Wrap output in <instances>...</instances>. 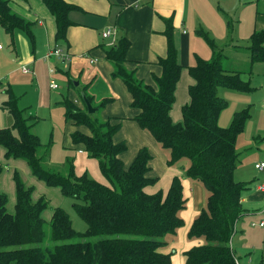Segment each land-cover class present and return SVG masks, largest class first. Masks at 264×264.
Masks as SVG:
<instances>
[{
  "label": "trees",
  "instance_id": "16d2710c",
  "mask_svg": "<svg viewBox=\"0 0 264 264\" xmlns=\"http://www.w3.org/2000/svg\"><path fill=\"white\" fill-rule=\"evenodd\" d=\"M41 2L54 19L55 44L65 42L71 25L68 14L75 7L63 0ZM164 22L167 53L157 59L161 74L152 77L153 85L144 83L126 67L129 42L125 37L106 50L105 58L112 66V77L120 79L131 94V107L138 111L133 120L170 152L167 166L186 160L185 176L199 182L207 193L206 209L193 220L187 234L190 239L203 238L205 243L183 252L184 264H237L230 243L237 220L248 212L241 199L249 183L234 179L238 161L236 138L248 114L236 113L228 127L219 126V114L226 102L219 97L218 89L247 92L250 87L241 80V73L223 66L225 48L199 32L211 57L196 58L195 64L187 67L194 84L188 88L189 103L181 110L182 122L174 124L169 112L182 66L177 62L172 22ZM32 25L10 7L8 0H0V27L10 35L11 42L15 31L20 30L34 48ZM232 29L228 20L230 36ZM250 40L245 48L233 42L230 47L248 51L252 61L264 62V30L252 33ZM4 94L1 107L12 119L10 127L0 129V148L5 158L25 161L35 177L71 198L73 210L87 228L83 233L76 232L61 208L53 209L50 221H44L41 213L48 204L42 198L33 203L31 188H26L15 175L13 214L7 212L6 197L0 193V264H172L170 254L162 252V248L165 236L183 226L178 215L187 203L182 180L174 177L165 194L146 192L157 182V178L147 176L152 157L147 148H141L131 165L124 168L119 156L126 151V145L113 142L120 124L112 123L116 119L102 120L99 114L108 101L94 105L85 94L96 109L93 114H88L82 97V108L63 101L64 122L88 130L87 134L73 131L71 145L82 148L98 162L107 181L102 184L86 174L75 176L68 159L65 174L46 168L49 145L45 148L31 133L30 120L19 109L11 89L7 88ZM47 237L49 244H45Z\"/></svg>",
  "mask_w": 264,
  "mask_h": 264
},
{
  "label": "crops",
  "instance_id": "0c3cea01",
  "mask_svg": "<svg viewBox=\"0 0 264 264\" xmlns=\"http://www.w3.org/2000/svg\"><path fill=\"white\" fill-rule=\"evenodd\" d=\"M8 1L13 10L33 24L32 33L35 39L33 56L30 54L28 38L23 32L22 35L15 31L12 42L14 47V41H17L27 59L28 65L23 64L30 70L27 75L35 80L34 78L48 71L49 68H55L53 77L56 78L59 75L62 85L55 81L58 84L57 89H51L49 84L48 87L52 91L62 90V104L64 100H68L81 108V94L90 96L94 105L108 101L99 114L102 120L116 119L112 123L120 124V130L113 136V142L125 143L126 151L121 155L128 153L132 146L134 147L135 154L132 158L130 157L126 166L121 155L119 156L124 168L131 165L141 148H147L153 160V152H158V147L152 136L140 129L133 120L138 111L131 107L132 97L126 86L120 79L112 77V66L105 58L106 50L111 46L112 40L115 43L122 36L128 40L126 67L133 70L138 79L153 85L152 77L161 74L157 59L164 58L167 53L166 38L163 35L166 27L164 19L171 20L177 62L182 66V70L175 87L174 102L169 115L172 122L178 124L182 122V107L189 103L188 88L194 84L187 67L193 66L196 58L210 59L208 55L211 51L207 45L205 46V41L199 32L205 31L207 35H213L214 38H225L228 20L232 15L236 16L235 14L238 18L245 14L250 21L253 19V32L264 30V0H224L226 5L221 8L217 6L216 9V0H63L75 8L68 14L71 25L67 28L65 42L59 44L63 53L67 55L64 61L60 62L53 57L45 58L58 46L55 45L54 39V19L41 0ZM108 29L113 32V36L103 38L102 33ZM4 34L9 36L6 32ZM48 62L51 64L49 68ZM0 79L4 78L0 76ZM75 82L78 83L77 86L74 85ZM70 84L74 87L71 88ZM62 107L64 108V105ZM31 116L37 119L36 116ZM66 124L71 125L72 132L79 130L84 134L88 133L85 127ZM80 150L79 148L77 152L81 153ZM151 162L147 176L157 178V182H160L162 179L160 176L153 177ZM256 162H258L257 159ZM176 164L179 170L175 169L174 165L173 171L172 168H168L165 171L167 177L163 184L160 186L159 183H155L154 186L148 187L146 192L154 194L162 191L165 194L172 179L182 176L181 170L185 175L187 162H183V165H179L178 162ZM235 172L237 173L238 169ZM262 173L264 172L256 171V174L254 173L251 175L252 178L248 179L247 177L234 178L237 181L244 180L249 183V189L241 199L242 206L248 212L237 220L233 235L237 233V224L239 225L243 218L254 214H258L261 218L258 222H252L251 226L264 229V226H259L264 218V191L258 189L260 184H264ZM230 246L235 258L236 251L239 255H243V258L240 256L236 258L237 264H253L246 253H241L240 249L235 250L231 243ZM261 264H264L263 257Z\"/></svg>",
  "mask_w": 264,
  "mask_h": 264
},
{
  "label": "rangeland",
  "instance_id": "374dc122",
  "mask_svg": "<svg viewBox=\"0 0 264 264\" xmlns=\"http://www.w3.org/2000/svg\"><path fill=\"white\" fill-rule=\"evenodd\" d=\"M224 5H226L224 0H216L215 9L217 6L221 8ZM235 15L234 17L232 15L229 19L233 28L231 36L229 30H227L225 38H214L213 35H207L205 31L204 33L220 47L225 48L224 55L226 59L223 61V66L241 73V80L247 82L250 87L247 92L224 88L218 89L219 97L226 102V107L219 114V126L228 127L236 113L246 112L248 114L244 128L236 138V153L238 154L236 169H238V172L234 173L235 179H245L246 177L248 179L252 178L251 175L254 173L256 174L253 166L256 159L257 161L264 160V62L252 61L248 51H237L230 47V42L244 48L249 46L251 44L250 36L254 33L253 19L250 21L245 14L239 18L237 14ZM17 32L22 34L20 30H16ZM4 33V30L0 27V76L4 78L0 79V129L10 127L12 124L11 117L1 107V102L6 98L4 91L10 88L17 99L19 109L23 111L24 117L30 120L31 133L40 139L45 148L49 145L48 155L44 162L46 168L65 174L68 169L69 163L66 162V159H68L71 162L75 176L86 174L89 178L106 184L107 181L99 170L98 162L82 151V148H80L81 153H78V149L71 145L72 127L63 120V92L61 89L52 91L48 87L49 79H54L62 85L59 75L56 78L49 77L48 71H46L33 80L31 76L22 74L19 68L23 64L28 65L26 64L27 59L24 57L17 41H14L13 47L11 38H9L10 35L5 36ZM201 38L205 41L203 37ZM27 41L30 44V54L33 56L32 52L35 49H32L33 46L30 40ZM204 43L205 46L209 47L206 41ZM56 46L61 48L59 45ZM210 57L211 52L208 55V58ZM47 65L49 68L50 62ZM31 115L36 116L37 119H34ZM157 147L158 152H153V160L150 166L152 174H154L153 177L160 176L162 178L161 180L158 179L160 182H156L161 186L167 177L165 171L168 168H172L173 171V166H167L166 164L170 152L163 150L158 144ZM43 151L44 148L40 151V154ZM134 154V147L132 146L128 153L121 155L125 166ZM183 162L187 161L181 160L178 163L183 165ZM174 167L178 169L177 164ZM181 174L183 195L187 199L185 209L178 214L183 221V226L176 233L165 236L164 241L166 244L162 248V252L170 254L172 264H184L183 252L205 243L203 238L190 239L187 234L193 220L206 209L207 193L199 182L187 178L182 170ZM15 175L26 188H31V201L33 203L42 198L48 204V207L41 213V218L44 221H50L53 209L61 208L68 214L72 228L78 233L85 232L87 226L73 210L72 204L74 201L71 198L64 196L58 187L50 186L35 177L25 161L12 158L6 159L4 150L0 148V193L6 197L5 207L8 213H14ZM254 215L243 218L239 225L237 224V233L233 235L231 244L235 250L240 249L241 253H246L253 264H261V259L264 258V229L251 226L252 222H258L261 218L258 214ZM46 241L45 244H49L48 237ZM237 252L236 258L239 256L243 258V255H239Z\"/></svg>",
  "mask_w": 264,
  "mask_h": 264
},
{
  "label": "built area",
  "instance_id": "2783aa9c",
  "mask_svg": "<svg viewBox=\"0 0 264 264\" xmlns=\"http://www.w3.org/2000/svg\"><path fill=\"white\" fill-rule=\"evenodd\" d=\"M110 36H113V32L110 29H108L102 33L103 38H109ZM113 44H114V40H112V42H111V45H113ZM50 57L58 59V60H60V62H63L64 59L67 57V55L63 53L61 48L55 47L54 50L50 51L49 54H47L45 56V58H50ZM20 70L23 74L30 73V70L28 69L27 66H22ZM54 73H55V68H53V67L49 68V70H48L49 76L52 77ZM49 87L51 89L55 90L58 88V84L54 81V79H50ZM254 169L258 172H264V160L256 162L254 164ZM258 189H259V191H264V184H260ZM252 225H255V224H252ZM259 226L260 227L264 226V218L259 223Z\"/></svg>",
  "mask_w": 264,
  "mask_h": 264
},
{
  "label": "water",
  "instance_id": "95a60500",
  "mask_svg": "<svg viewBox=\"0 0 264 264\" xmlns=\"http://www.w3.org/2000/svg\"><path fill=\"white\" fill-rule=\"evenodd\" d=\"M75 86L78 85L77 82L74 83ZM82 100L84 102V105L87 109L88 114H93L96 112V109L92 107V105L90 104V102L87 100L86 96L84 94H81Z\"/></svg>",
  "mask_w": 264,
  "mask_h": 264
}]
</instances>
